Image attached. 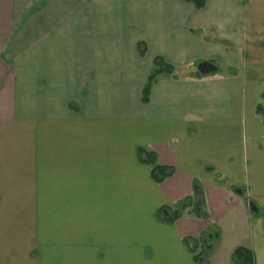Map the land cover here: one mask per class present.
<instances>
[{"label":"crops","instance_id":"1","mask_svg":"<svg viewBox=\"0 0 264 264\" xmlns=\"http://www.w3.org/2000/svg\"><path fill=\"white\" fill-rule=\"evenodd\" d=\"M44 1L0 0V264H264V0H140L160 12L143 56L130 0L118 19ZM155 58L173 72L142 104ZM138 148L173 174L154 182Z\"/></svg>","mask_w":264,"mask_h":264},{"label":"trees","instance_id":"2","mask_svg":"<svg viewBox=\"0 0 264 264\" xmlns=\"http://www.w3.org/2000/svg\"><path fill=\"white\" fill-rule=\"evenodd\" d=\"M185 3L192 4L197 10H200L204 8L206 1L207 0H180ZM145 45L143 43H138V53L139 55L143 56L145 53ZM172 73L173 68L166 64L163 59L161 58H155L153 61V67L148 75L145 85L142 89L141 92V102L142 104L148 103L149 100V95H150V89L152 87V84L155 82L156 77L163 73ZM257 112L260 113L261 110L260 108L257 109ZM138 155L140 157V160L147 164L150 165L152 170H151V177L152 180L156 183H161L163 180L166 178L170 177L173 174V169L170 167H162L157 165L155 155L153 153L146 152L145 150L138 148L137 149ZM189 204V199H186L182 201L179 204L178 209L171 213L170 211L166 209H161L156 213V218L158 220L168 222V223H173L175 220H177L180 216L183 210L188 206ZM197 210L200 211L202 202L200 199L197 200ZM167 211V215H164L163 213ZM166 217H170V220L166 221ZM184 243L187 245L188 249L190 252L195 253L198 246L204 247V244L202 241L197 242L196 240L193 239H185ZM205 254H207V250H202L199 254L195 255L193 257L194 261L196 264H205ZM231 260L234 264H254V258L253 254L250 250L239 247L234 250L231 256Z\"/></svg>","mask_w":264,"mask_h":264},{"label":"rangeland","instance_id":"3","mask_svg":"<svg viewBox=\"0 0 264 264\" xmlns=\"http://www.w3.org/2000/svg\"><path fill=\"white\" fill-rule=\"evenodd\" d=\"M52 1L53 0H45L44 3L51 4ZM130 1H131L130 5H131V9H132V15L125 17V19L128 22L130 21V23H131L129 25V32L131 33L132 42H136V49L135 50L138 53V43H143L145 45V42H144V37H145L144 35L145 34H144V30L142 31V29L146 28V25H149L150 23H152L155 20L159 10L157 8H153V7H150V8L146 7V8H142V10H141L142 13H141L140 9L138 8V6L140 4V0H130ZM127 2H128V0H97V6H96L97 7V9H96L97 10V18H99V19L100 18H110V15H112L111 18L118 19V14H119L118 9H123V5H125ZM40 5H41V3L38 4V6H40ZM81 6H82V4H81ZM81 6H79V8H81ZM110 6H113L114 8L110 10ZM133 9L138 10V12H133ZM99 11H100V15H99ZM49 12H50L51 17H60V12H59V16L52 9H50ZM31 13L32 12H29V14H31ZM141 31H142V33H141ZM215 63L217 65V67H221L220 66V60H216ZM196 65H195V67H196ZM152 67H153V64H152ZM262 114L264 115V110H263Z\"/></svg>","mask_w":264,"mask_h":264},{"label":"water","instance_id":"4","mask_svg":"<svg viewBox=\"0 0 264 264\" xmlns=\"http://www.w3.org/2000/svg\"><path fill=\"white\" fill-rule=\"evenodd\" d=\"M196 70H197L198 76H208V75L215 74L216 72H218L219 68L215 64L209 61H202L196 65ZM235 193L238 195H242L241 190H235ZM251 210L255 213L257 212L256 207L254 206H251ZM168 220L171 221V218ZM208 238H211V236H209ZM203 243H206V240H204Z\"/></svg>","mask_w":264,"mask_h":264}]
</instances>
